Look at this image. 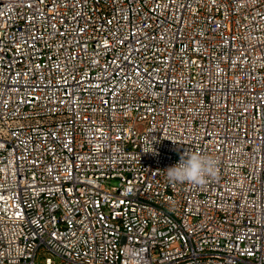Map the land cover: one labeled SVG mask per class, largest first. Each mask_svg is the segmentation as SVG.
<instances>
[{"label": "built area", "instance_id": "1", "mask_svg": "<svg viewBox=\"0 0 264 264\" xmlns=\"http://www.w3.org/2000/svg\"><path fill=\"white\" fill-rule=\"evenodd\" d=\"M39 261L264 264V0H0V264Z\"/></svg>", "mask_w": 264, "mask_h": 264}, {"label": "clouds", "instance_id": "2", "mask_svg": "<svg viewBox=\"0 0 264 264\" xmlns=\"http://www.w3.org/2000/svg\"><path fill=\"white\" fill-rule=\"evenodd\" d=\"M218 161L200 153H185L180 161L166 170L171 183L202 184L209 177H215Z\"/></svg>", "mask_w": 264, "mask_h": 264}, {"label": "rangeland", "instance_id": "3", "mask_svg": "<svg viewBox=\"0 0 264 264\" xmlns=\"http://www.w3.org/2000/svg\"><path fill=\"white\" fill-rule=\"evenodd\" d=\"M39 263L41 264V261H39Z\"/></svg>", "mask_w": 264, "mask_h": 264}]
</instances>
